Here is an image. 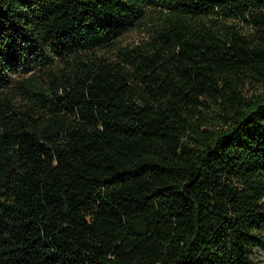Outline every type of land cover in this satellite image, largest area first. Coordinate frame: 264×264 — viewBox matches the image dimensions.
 I'll use <instances>...</instances> for the list:
<instances>
[{
  "label": "trees",
  "instance_id": "1",
  "mask_svg": "<svg viewBox=\"0 0 264 264\" xmlns=\"http://www.w3.org/2000/svg\"><path fill=\"white\" fill-rule=\"evenodd\" d=\"M260 247L264 0H0V264Z\"/></svg>",
  "mask_w": 264,
  "mask_h": 264
},
{
  "label": "rangeland",
  "instance_id": "2",
  "mask_svg": "<svg viewBox=\"0 0 264 264\" xmlns=\"http://www.w3.org/2000/svg\"><path fill=\"white\" fill-rule=\"evenodd\" d=\"M146 36V33L143 31V29L138 28H132L130 29L123 37H121L117 43L118 45H135L137 44L142 38ZM259 90V87L256 86L254 83L252 85H246L244 88V93L247 95H250L254 92H257ZM255 256L257 257V260L259 264H264V248L260 247L259 249H256Z\"/></svg>",
  "mask_w": 264,
  "mask_h": 264
}]
</instances>
